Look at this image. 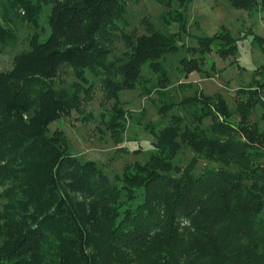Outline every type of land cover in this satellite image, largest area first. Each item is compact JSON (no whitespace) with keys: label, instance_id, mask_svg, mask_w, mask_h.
Listing matches in <instances>:
<instances>
[{"label":"trees","instance_id":"1","mask_svg":"<svg viewBox=\"0 0 264 264\" xmlns=\"http://www.w3.org/2000/svg\"><path fill=\"white\" fill-rule=\"evenodd\" d=\"M188 1L159 0L178 32L150 25L136 35L125 31L123 0H0V53L17 40L18 20L38 29L50 10L48 36L34 34L0 71V264H264V66L234 108L192 82L178 86L194 95L170 100L168 58L192 37L178 11ZM193 37L197 45L186 48L193 58L177 67L185 78L209 77L203 66L213 51L225 59L238 51L227 30ZM68 69L72 83L63 79ZM97 85L101 123L117 143L128 119H141L125 108L124 90L155 94L159 115L171 117L160 130L145 125L153 150L112 178L77 158L64 131L50 129L92 101ZM185 149L193 157L184 167L176 158ZM200 161L207 167L195 174Z\"/></svg>","mask_w":264,"mask_h":264},{"label":"rangeland","instance_id":"2","mask_svg":"<svg viewBox=\"0 0 264 264\" xmlns=\"http://www.w3.org/2000/svg\"><path fill=\"white\" fill-rule=\"evenodd\" d=\"M127 8L128 26L125 31L141 35L147 32L152 25L161 32L176 33L179 31V24L166 17L169 9L163 7L159 0H123ZM258 5L252 8H234L228 0H189L187 5L179 8L178 11L187 16L188 32L190 38L183 37L178 41L179 46L184 47L177 54L168 58L169 79L171 86L168 89L170 100L180 101L186 95H194V90L179 88L180 84L192 82L194 89L209 96L221 95L227 104L234 108L238 103V91L242 88L257 87L256 81L260 80L257 71L264 66V8L263 0H257ZM177 8V6H175ZM47 9L40 16V27L35 29L27 22L18 20L16 23L17 40L0 53V71H6L13 67L14 57L29 48L30 39L34 34H40L44 40L49 34ZM122 27H124L122 25ZM227 30L236 39L238 51L235 55L222 58L216 51L207 56V62L203 71L209 72V77L204 73H193L185 78L179 73L177 67L181 57L193 58L192 54L186 51L187 47L196 46L197 42L193 36L213 35ZM115 48L121 53L124 49V42L119 35L112 36ZM197 55L196 58H199ZM213 68V69H211ZM89 77L93 76L87 72ZM146 76L150 72L145 71ZM63 79L72 83L74 76L71 69L63 74ZM94 99L84 103L78 110H74L69 116L54 122L50 125L51 131H64L67 139L71 142V152L81 160L94 161L112 178L121 175L126 164L146 159L148 153L153 150L155 142L154 135L145 128L147 123L153 124L157 130L170 124L171 117L163 119L158 113L160 106L159 98L154 94L151 98L142 95L140 89L124 90L120 93V99L126 102V109L141 116L126 122V131L123 140L117 143L109 130L101 123L100 114L102 108L100 102L102 91L99 85L96 86ZM196 91V90H195ZM264 96V95H263ZM181 115L183 111H178ZM261 109L257 108L254 115L260 116ZM135 119V120H134ZM211 119L205 121L210 125ZM193 153L185 149L177 156V161L184 167L191 161ZM207 167V162L200 161L195 169V174L202 173ZM3 201L0 199V210Z\"/></svg>","mask_w":264,"mask_h":264}]
</instances>
